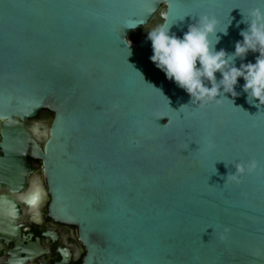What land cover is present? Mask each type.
Listing matches in <instances>:
<instances>
[{
  "label": "water",
  "instance_id": "95a60500",
  "mask_svg": "<svg viewBox=\"0 0 264 264\" xmlns=\"http://www.w3.org/2000/svg\"><path fill=\"white\" fill-rule=\"evenodd\" d=\"M253 8L264 0H0V147L26 151L22 122L53 113L36 149L81 264H264V106L247 102L243 78L236 97L192 105L147 38L161 23L182 38L207 14L216 50L232 53ZM250 160L254 172L224 185Z\"/></svg>",
  "mask_w": 264,
  "mask_h": 264
},
{
  "label": "clouds",
  "instance_id": "9594fccd",
  "mask_svg": "<svg viewBox=\"0 0 264 264\" xmlns=\"http://www.w3.org/2000/svg\"><path fill=\"white\" fill-rule=\"evenodd\" d=\"M217 23L214 16L201 15L189 25L182 38L170 34L172 25H156L147 36L151 41V61L190 96L192 105L200 109L211 104L220 105L221 97L226 98L225 94L236 97L238 78L244 80L242 90L247 94V102L261 108L264 106V11L253 8L247 18L242 14L241 23L247 24V28L240 31L243 39L235 43L232 53L216 50L215 45L220 39L216 31ZM220 33L227 34L226 29ZM212 36L215 40L210 38ZM249 52L259 54L255 63H241L237 67V58L243 60ZM216 73L220 74L219 80ZM208 147L213 145L209 143ZM231 165L235 172L224 178V185L229 182L239 184L244 175L257 169L255 160ZM221 239L224 237L221 236Z\"/></svg>",
  "mask_w": 264,
  "mask_h": 264
},
{
  "label": "flooded vegetation",
  "instance_id": "af4514ba",
  "mask_svg": "<svg viewBox=\"0 0 264 264\" xmlns=\"http://www.w3.org/2000/svg\"><path fill=\"white\" fill-rule=\"evenodd\" d=\"M49 117L53 113L43 109L22 122L32 140L26 151L0 147V264H81L86 254L78 227L50 210L44 163L36 149H43Z\"/></svg>",
  "mask_w": 264,
  "mask_h": 264
},
{
  "label": "trees",
  "instance_id": "16d2710c",
  "mask_svg": "<svg viewBox=\"0 0 264 264\" xmlns=\"http://www.w3.org/2000/svg\"><path fill=\"white\" fill-rule=\"evenodd\" d=\"M158 21H159V18L156 17L154 21L152 22V25L158 23ZM130 38L132 41L136 42L140 38V32L139 31L132 32L130 34Z\"/></svg>",
  "mask_w": 264,
  "mask_h": 264
}]
</instances>
